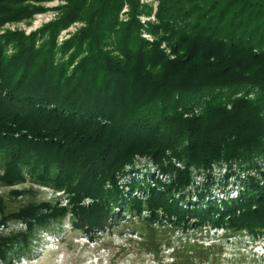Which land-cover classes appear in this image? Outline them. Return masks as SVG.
Here are the masks:
<instances>
[{"label":"trees","instance_id":"16d2710c","mask_svg":"<svg viewBox=\"0 0 264 264\" xmlns=\"http://www.w3.org/2000/svg\"><path fill=\"white\" fill-rule=\"evenodd\" d=\"M51 1L0 0V29ZM61 1L39 32L0 35V182L67 197L11 214L1 197L0 263L68 216L89 239L123 222L153 253L177 239L198 250L191 232L208 228L264 239V0H154L148 24L146 0ZM10 221L25 230L1 234Z\"/></svg>","mask_w":264,"mask_h":264},{"label":"rangeland","instance_id":"374dc122","mask_svg":"<svg viewBox=\"0 0 264 264\" xmlns=\"http://www.w3.org/2000/svg\"><path fill=\"white\" fill-rule=\"evenodd\" d=\"M145 2L152 6L153 14L150 17H142L141 21L143 24L155 22L158 3L154 0H146ZM36 5L44 10L35 13L29 20L6 23L0 29V35H5L8 32H24L26 35H31L39 32L60 17L59 8L64 6L65 2L54 0ZM127 11L126 8L121 13L120 19L122 21L127 20L124 14ZM84 26L85 23L78 22L67 30L61 31L58 43L61 45ZM143 37L152 41V37L147 32L143 33ZM1 163L0 161V170L2 169ZM149 166L145 160L138 164V168L141 170H145ZM262 166L264 168L263 163ZM225 169V166H215L213 172L216 182L212 187L213 193L220 198L224 197L220 195L219 184L223 180ZM237 172L239 173L238 169ZM152 173H156V171L153 170ZM194 176L197 183L202 184L204 182V177L198 176L196 173ZM230 184L229 189L233 190L230 198L236 197L237 186L239 187L240 184L234 179L230 181ZM15 191L24 193L18 196L14 195L13 192ZM1 197L5 199L7 214L15 213L27 204L45 202L56 204L60 202L65 205L67 203V197L63 192L41 186L31 181L29 177L25 183L13 187L4 186L0 182ZM124 225L122 222L110 230L93 236V239H89V234L73 229L70 216H68L63 221L62 226L55 223L51 231L41 229L31 246V253L20 257L15 261V264H202L203 261L212 259H216V263L208 264H264L263 238L253 239L248 235L227 238L224 230H210L208 228L202 234L191 232L189 240L191 244L195 241L198 242V248H200L198 250H193L192 246H186L185 239H177L172 245L175 251L164 248L153 253L145 247L140 236L129 232ZM24 230L25 226L22 222L10 221L7 226L1 229V234L8 236ZM157 240L159 241V239ZM176 256L177 261H175ZM189 257H192L190 261H188Z\"/></svg>","mask_w":264,"mask_h":264}]
</instances>
